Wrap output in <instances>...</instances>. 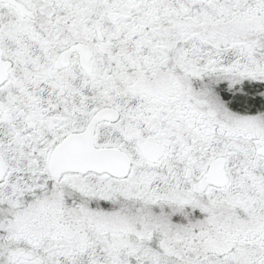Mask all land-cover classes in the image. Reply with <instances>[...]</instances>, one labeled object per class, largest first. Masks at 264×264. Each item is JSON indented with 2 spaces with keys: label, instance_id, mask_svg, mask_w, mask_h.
Wrapping results in <instances>:
<instances>
[{
  "label": "snow or ice",
  "instance_id": "1",
  "mask_svg": "<svg viewBox=\"0 0 264 264\" xmlns=\"http://www.w3.org/2000/svg\"><path fill=\"white\" fill-rule=\"evenodd\" d=\"M0 264H264V0H0Z\"/></svg>",
  "mask_w": 264,
  "mask_h": 264
}]
</instances>
